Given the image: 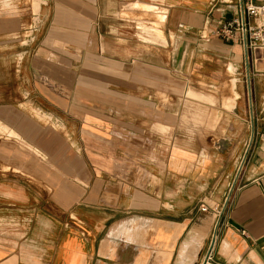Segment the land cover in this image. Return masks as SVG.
Instances as JSON below:
<instances>
[{
    "label": "crops",
    "instance_id": "obj_1",
    "mask_svg": "<svg viewBox=\"0 0 264 264\" xmlns=\"http://www.w3.org/2000/svg\"><path fill=\"white\" fill-rule=\"evenodd\" d=\"M39 2L0 0V264H202L245 157L246 106L253 143L211 260L264 264V50L251 94L178 74L194 52L195 83L245 65L238 35H216L240 4L139 0L164 11L156 39L132 0Z\"/></svg>",
    "mask_w": 264,
    "mask_h": 264
},
{
    "label": "rangeland",
    "instance_id": "obj_2",
    "mask_svg": "<svg viewBox=\"0 0 264 264\" xmlns=\"http://www.w3.org/2000/svg\"><path fill=\"white\" fill-rule=\"evenodd\" d=\"M132 1H136V0H132ZM139 1V0H137ZM136 1V2H137ZM139 4H143V5H146L148 7L153 8L154 10L151 11H146L148 12L149 14H152V13H156V14H163L161 12H164L160 7L158 12L155 11L156 9H158L157 7H155L154 5H151V4H145V3H140V2H137ZM39 5H40V2L39 0H35V3L33 4V10L34 12H37L39 10ZM131 7V6H130ZM152 14V15H147V21L149 20H152L150 22V26L148 27L149 31H148V35L150 38H156V39H159V38H162L161 36V32H160V25L162 24L161 22H158L154 19H156L157 15ZM165 16V15H164ZM154 20V21H153ZM165 21V19H164ZM163 21V22H164ZM193 49L192 48V52H193ZM195 54L190 56V59H188L187 62H185V65H187V70H183V65H182V69L180 71V73H178L180 75V81L182 82V84H187L188 86H190L192 89H217L215 90V92H218V91H221V89H226L228 86H230V81L231 79H235L236 80V89H244V92H245V95L247 93V89H252V81H251V74L253 72V66L251 65V61L249 59V62H248V68L247 69V66L246 64H242L241 65V68L239 70H236V66L235 65H232L234 67V70L235 72L233 74H230L229 72H227V66L229 65H226V73L230 76L226 79V81H224L223 85H210L209 83H205L204 81H197L195 83V81L193 79H189V74H191V66L192 64H196L200 61V57H199V54L194 52ZM194 67V65H193ZM195 68V67H194ZM204 69L202 68L201 71L197 72V78H201L202 74H204ZM232 87H234V84H232ZM229 89V87H228ZM236 89L233 91V92H229V93H232V99L230 100L231 101V104L233 102V104L235 103V100L238 98V94H236ZM207 93V92H205ZM209 94V93H207ZM226 100L223 101V103H225V108L226 109H229L227 108L226 106ZM180 102L182 104H185L186 101L185 99H183V97L181 96L180 98ZM163 103L165 105H168V104H171L172 103V99L168 96V95H165V98L163 99ZM217 104V101L215 102ZM253 116L254 118V109L252 107V113H250V110H248V106H246V117H245V120H246V128H245V150L249 149L252 147V143H253V139H252V142L250 144V139H251V117ZM214 128V127H213ZM196 135H197V138L198 140L200 141L201 143V147L203 148L204 147V141H205V137H206V134H208L211 130V128L209 129H206L205 127H196ZM249 149H248V152L245 153V157L243 159L240 160L239 164H238V167H237V170H236V175H235V179L232 183L235 182V180H237L236 182H238V180L241 178V176L243 175V173H245V170H246V167H247V155L249 153ZM203 183H204V180H203ZM237 184V183H236ZM213 207L216 206V204L214 203L212 205Z\"/></svg>",
    "mask_w": 264,
    "mask_h": 264
},
{
    "label": "built area",
    "instance_id": "obj_3",
    "mask_svg": "<svg viewBox=\"0 0 264 264\" xmlns=\"http://www.w3.org/2000/svg\"><path fill=\"white\" fill-rule=\"evenodd\" d=\"M239 4V13L237 17L229 21L221 22L216 30V35L226 41H234L238 35L239 43L244 49L245 64L248 68L249 59L253 66V54L255 50H264V0L256 3V0H236ZM235 180L228 190V195L220 207H216L215 223L210 236V244L202 264H212L211 255L218 236L221 216L228 210L230 198L233 191L237 188ZM207 209L201 208L202 212Z\"/></svg>",
    "mask_w": 264,
    "mask_h": 264
},
{
    "label": "bare ground",
    "instance_id": "obj_4",
    "mask_svg": "<svg viewBox=\"0 0 264 264\" xmlns=\"http://www.w3.org/2000/svg\"><path fill=\"white\" fill-rule=\"evenodd\" d=\"M132 7L133 8H136V9H139V10H143V11H149V10H151V11H153L154 9L153 8H151L150 9V7H148V6H146V5H143V4H139V3H137L136 1L135 2H133V4H132ZM155 11H157L158 12V9H156ZM155 13V12H154ZM154 13H152V14H154ZM152 14H149V15H152ZM155 15H157V17H156V19H154V20H156V21H158V22H163L164 21V19H165V14L163 13V14H156L155 13ZM153 20V21H154ZM240 162V161H239ZM236 173V172H235Z\"/></svg>",
    "mask_w": 264,
    "mask_h": 264
},
{
    "label": "water",
    "instance_id": "obj_5",
    "mask_svg": "<svg viewBox=\"0 0 264 264\" xmlns=\"http://www.w3.org/2000/svg\"><path fill=\"white\" fill-rule=\"evenodd\" d=\"M249 93L251 94L250 89H249ZM251 112H252V111H251ZM252 139H253V128H252V135H251V139H250V144H251V142H252ZM248 149H249V147H248ZM248 149L246 150V153L248 152Z\"/></svg>",
    "mask_w": 264,
    "mask_h": 264
}]
</instances>
